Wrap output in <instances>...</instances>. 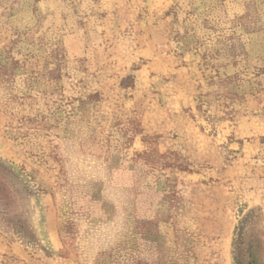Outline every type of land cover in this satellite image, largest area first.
I'll list each match as a JSON object with an SVG mask.
<instances>
[{
	"label": "rangeland",
	"instance_id": "obj_1",
	"mask_svg": "<svg viewBox=\"0 0 264 264\" xmlns=\"http://www.w3.org/2000/svg\"><path fill=\"white\" fill-rule=\"evenodd\" d=\"M0 264H264V0H0Z\"/></svg>",
	"mask_w": 264,
	"mask_h": 264
}]
</instances>
